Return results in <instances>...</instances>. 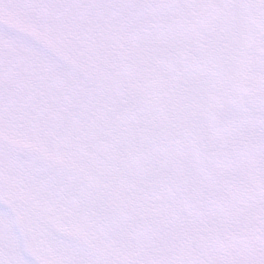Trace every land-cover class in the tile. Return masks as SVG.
Segmentation results:
<instances>
[{
    "label": "rangeland",
    "instance_id": "obj_1",
    "mask_svg": "<svg viewBox=\"0 0 264 264\" xmlns=\"http://www.w3.org/2000/svg\"><path fill=\"white\" fill-rule=\"evenodd\" d=\"M262 2L0 0V264H99L226 197L264 212V60L237 93Z\"/></svg>",
    "mask_w": 264,
    "mask_h": 264
},
{
    "label": "water",
    "instance_id": "obj_2",
    "mask_svg": "<svg viewBox=\"0 0 264 264\" xmlns=\"http://www.w3.org/2000/svg\"><path fill=\"white\" fill-rule=\"evenodd\" d=\"M263 20H264V18H262L260 20V23L258 25L256 34H255L254 46H256V44L258 43L259 36H260V32H261L262 25H263ZM255 48H256V52L257 53H260V51L257 48V46ZM249 82H250L249 79L245 78L243 80V82H242V85H241V92H242L243 96H245V97H247L250 94V85H249Z\"/></svg>",
    "mask_w": 264,
    "mask_h": 264
}]
</instances>
